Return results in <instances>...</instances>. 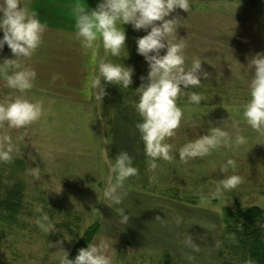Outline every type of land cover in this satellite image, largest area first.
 I'll return each instance as SVG.
<instances>
[{"label": "rangeland", "instance_id": "1", "mask_svg": "<svg viewBox=\"0 0 264 264\" xmlns=\"http://www.w3.org/2000/svg\"><path fill=\"white\" fill-rule=\"evenodd\" d=\"M66 1L69 0L34 8L47 24L39 49L52 47L54 52L57 49V94L61 95L76 85L70 79L93 75V71L85 72V77L84 72L65 69L66 58H75L74 64L80 62L84 69L92 59L90 51L75 36L74 7L66 6ZM190 2V12L177 9L171 16L182 18L178 36L188 38L186 64L190 66L193 59L199 58L202 70L210 75L201 77L200 88L189 86V91L204 97L200 105L189 104L187 96L178 99L184 118L175 135L165 140L173 145V159L157 160L155 171L144 154L141 134L136 128L141 117L134 107L139 99L135 89L146 82L141 77H147L149 72L148 62L137 53L136 40L147 34L144 30L136 31L131 24L124 26L126 49L120 57L106 54L102 46L98 50V62L111 60L131 66L133 83L128 89L106 84L107 95L102 103L93 100L90 92L86 93L92 98V109L70 104L66 99L53 102L50 96L39 92L25 94L29 99L42 101L44 115L27 129H0V134L8 131L20 147V154L11 163H0V179L10 186L18 182L24 190V207L18 222L0 221V264H61L64 250L74 259L78 250L87 247L98 234L116 241L112 249L114 264H222L218 255L224 234V211L254 205L264 210V136L242 117L243 105L251 98V74L246 68L249 58L264 52V0ZM25 6L32 11L30 3L26 2ZM165 52L166 49L161 54ZM5 57L15 58L7 45L0 51V61ZM21 63L25 64L24 60ZM36 72L41 79L50 75L49 71ZM63 85L69 86L61 88ZM13 91L0 78V100L9 93L15 97ZM126 102L131 104L128 111ZM88 112L91 116L86 120ZM226 119L230 131L233 121L238 124L247 138L246 144L221 147L209 156L187 163L180 160L181 147ZM22 134L26 135L25 140L18 139ZM125 137L129 141L126 146L122 141ZM136 138L139 139L137 153L129 149ZM120 151L133 156L134 165L139 169L138 176L125 181L127 196L123 203L113 206L129 214V223L125 226L118 223L117 211L103 197L110 176L108 160L114 162ZM229 158L235 161V169L222 173L220 167ZM37 165L41 172L39 179L31 174ZM233 174L243 178L236 189L220 199H200L202 193L214 190L217 182ZM50 186L62 191L47 192ZM37 207L52 220L55 229L50 233L42 232L37 226L40 217L35 211ZM177 218L181 219L179 225ZM89 230L92 232L84 238ZM188 237L199 251L185 245ZM62 239L64 250L57 247ZM231 251L229 247L224 248V254L233 258Z\"/></svg>", "mask_w": 264, "mask_h": 264}, {"label": "clouds", "instance_id": "2", "mask_svg": "<svg viewBox=\"0 0 264 264\" xmlns=\"http://www.w3.org/2000/svg\"><path fill=\"white\" fill-rule=\"evenodd\" d=\"M177 9L190 12V0H99L94 9L89 10L82 4L75 5L73 9L76 17L75 36L81 46L90 51L95 65L89 87L97 102L102 103L107 95L106 84L117 85L120 89L130 88L134 73V69L124 63L111 60L97 63L98 50L102 46L106 54L120 57L122 50L126 49L127 33L124 26L127 24H131L136 31L144 30L147 33L136 40L137 53L148 62L149 72L147 77H141L146 82L135 89L139 99L134 107L141 117L136 128L141 134L144 154L153 171L158 168L157 160L173 159V145L165 140L175 135V130L181 126L184 118L178 99L187 96L189 104L200 105L204 97L196 91H189V86L200 88L201 77L207 78L210 75L202 70V60L199 58L193 59L190 66L186 64L188 38L178 36L182 18L171 16ZM46 29L47 24L42 22L38 13L30 11L23 0H0V31L3 32L0 51L7 45L15 57H5L0 61V78L4 79L7 88L19 93L15 97L0 100V129H27L44 115L42 101L29 99L25 95L34 87L37 72L26 63L22 64L21 60L32 58L43 42ZM164 49L166 52L161 54ZM246 68L251 74V98L243 105L242 117L247 125L264 136V52L250 57ZM227 120L219 126H210L206 134L199 135L181 147L180 160L187 163L189 160L209 156L221 147L232 148L246 144L247 138L238 124L233 121L230 131ZM25 137L22 134L18 139L25 140ZM19 154V144L14 142L8 131H3L0 134V163H11ZM31 159L35 160L32 156ZM108 164L110 176L103 190V197L106 204L113 208L123 203L127 196L125 181L138 176L139 169L134 165V157L127 151H120L114 162L109 159ZM235 166V161L229 158L221 165L220 171L226 173L229 168L235 169ZM31 174L39 179L40 167H33ZM242 182L243 178L239 175L225 176L216 183L214 190L202 193L200 199L208 201L223 198L226 192L236 189ZM61 191L62 189L57 190L54 186L47 189V192L58 194ZM114 210L119 216L118 223L127 225L129 214L126 210ZM35 211L40 213L36 221L40 230L45 233L53 231L55 228L47 212L39 207ZM180 223L181 219L177 218L176 224ZM80 235L83 236L82 233ZM115 242L114 238L98 234L87 247L78 250L74 259H70L69 253L61 247L62 239L57 243V247L64 250L61 264H114L112 249ZM184 243L199 251L190 237Z\"/></svg>", "mask_w": 264, "mask_h": 264}, {"label": "trees", "instance_id": "3", "mask_svg": "<svg viewBox=\"0 0 264 264\" xmlns=\"http://www.w3.org/2000/svg\"><path fill=\"white\" fill-rule=\"evenodd\" d=\"M126 103L128 111L131 104ZM122 135L126 136L127 133L123 132ZM126 137L122 139L125 146L129 142L126 141ZM137 143L139 144L138 138L129 146V149L132 148V151L136 153L139 151ZM7 185L0 179V221L16 224L18 215L24 207V190L18 182L12 186ZM223 225L224 234L218 255L223 260L222 264H264V210L262 208L254 205L247 209L237 206L234 210H225ZM90 232L92 231L89 230L84 238L88 237ZM227 247L231 248L233 258L224 254V248Z\"/></svg>", "mask_w": 264, "mask_h": 264}, {"label": "crops", "instance_id": "4", "mask_svg": "<svg viewBox=\"0 0 264 264\" xmlns=\"http://www.w3.org/2000/svg\"><path fill=\"white\" fill-rule=\"evenodd\" d=\"M55 1L58 0H23L24 5L27 3L31 4L32 7V11H35L34 8L36 7H44V6H51L55 3ZM60 1H64V0H60ZM99 3V0H69L66 1V6H73L75 7V5L77 4H82L84 5L86 8H91V7H96L97 4ZM36 12V11H35ZM57 35H60V33L57 32ZM42 49V50H41ZM49 50L43 49V48H38V50L36 51V53L32 56L31 59L28 60H24V62L30 66L31 68H33L35 71H49L50 75L48 78L46 79H41L37 76L35 82H34V87L30 90L34 93L39 92L41 94L44 95H48L50 96L53 100V102H57V99H66L68 103L70 104H79V105H83L84 108L85 107H89L90 109H92L91 107V103H92V98L93 96H91L92 98L88 97V95L86 93L90 92L92 94V90L89 87V80L91 75L89 76V78H77L76 80L74 79H70V82H76V85H72V89L69 91H65L67 94L65 95H61V94H57V89H58V82H59V78H58V53H57V49L56 52H54V50H52V47H48ZM98 56V55H97ZM77 58H79L77 56ZM73 60H75V58H66V63H64L65 69L68 71H77L81 72V74L84 72V76L85 72L87 71H93L94 72V68L95 65L94 63H91V60L88 62V64L86 66H88L86 69L82 68V64L79 62L78 64H74ZM70 61V63L68 64V62ZM97 63H98V59H97ZM85 66V65H84ZM79 74L77 76H79ZM71 78H72V74H71ZM60 79H64V78H60ZM40 80V81H39ZM80 81V82H77ZM43 84L42 87H38L37 85H41ZM46 84V85H45ZM83 84L86 85V87H83ZM66 86L69 85H63L61 86V88H64ZM13 93L15 95H19V93L17 92V94L15 93V91H13ZM11 96L10 93L8 94V97ZM58 96H63V97H58ZM12 97V96H11ZM95 100V99H93ZM91 116V113L88 112L87 116H86V120H89V117ZM88 125L90 126V123L88 121Z\"/></svg>", "mask_w": 264, "mask_h": 264}]
</instances>
